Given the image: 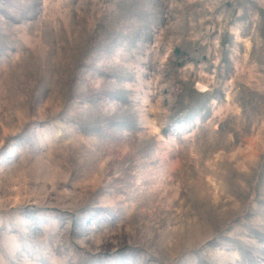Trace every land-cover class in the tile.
<instances>
[{"label": "rangeland", "instance_id": "rangeland-1", "mask_svg": "<svg viewBox=\"0 0 264 264\" xmlns=\"http://www.w3.org/2000/svg\"><path fill=\"white\" fill-rule=\"evenodd\" d=\"M0 264H264V0H0Z\"/></svg>", "mask_w": 264, "mask_h": 264}]
</instances>
